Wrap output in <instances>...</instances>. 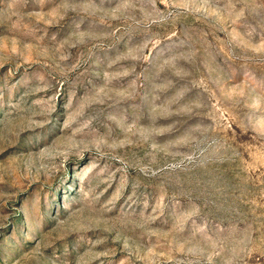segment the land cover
I'll list each match as a JSON object with an SVG mask.
<instances>
[{
    "label": "rangeland",
    "instance_id": "rangeland-1",
    "mask_svg": "<svg viewBox=\"0 0 264 264\" xmlns=\"http://www.w3.org/2000/svg\"><path fill=\"white\" fill-rule=\"evenodd\" d=\"M0 264H264V0H0Z\"/></svg>",
    "mask_w": 264,
    "mask_h": 264
}]
</instances>
